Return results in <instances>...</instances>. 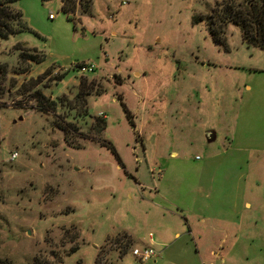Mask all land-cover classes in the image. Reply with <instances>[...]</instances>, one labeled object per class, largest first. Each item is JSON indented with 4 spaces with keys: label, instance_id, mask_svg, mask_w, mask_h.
<instances>
[{
    "label": "rangeland",
    "instance_id": "obj_1",
    "mask_svg": "<svg viewBox=\"0 0 264 264\" xmlns=\"http://www.w3.org/2000/svg\"><path fill=\"white\" fill-rule=\"evenodd\" d=\"M74 1L70 22L61 0H20L40 38L0 42V264H264V51L195 24L223 0ZM81 76L102 91L83 118ZM97 117L115 153L89 140ZM139 242L158 256L135 261Z\"/></svg>",
    "mask_w": 264,
    "mask_h": 264
},
{
    "label": "trees",
    "instance_id": "obj_2",
    "mask_svg": "<svg viewBox=\"0 0 264 264\" xmlns=\"http://www.w3.org/2000/svg\"><path fill=\"white\" fill-rule=\"evenodd\" d=\"M20 0H0V42L6 41L11 37H15L22 33H32L35 36H38L34 33L26 24L22 12L16 8ZM45 1V0H42ZM62 3V12L68 17L67 19L70 22H74V12L76 10V3L74 0H61ZM83 12L89 13L90 4L88 1L80 3ZM205 22L209 30V34L213 40V43L217 47L225 46V29L226 26L231 24L238 27L242 33V40L248 46V48H256L261 51H264V0H223L220 4L216 6L212 12L206 17H196L194 22L198 24L200 22ZM18 28V29H16ZM39 37V36H38ZM40 38V37H39ZM22 60L34 63L36 65L41 64L45 61L43 55L38 57L36 55H26L22 53L20 55ZM88 69L87 65H77L75 69ZM89 72V71H86ZM91 72H94L92 69ZM85 73V72H84ZM6 74L4 67L0 66V100L5 94V83H6ZM66 73L61 75L60 81L64 80ZM79 89H83L84 95L79 93L75 98V103L73 106H70L73 110L78 109V116L80 118L89 117L86 109L87 97L91 95L93 88L96 87V95L101 96L102 91L98 90V84L95 85V81H89L87 77L81 76L78 80ZM49 102L48 110L52 109L55 112V109L58 105L62 104V100L57 99L56 102L49 101L44 99V97L37 93L36 103L38 110L40 112H46L45 103ZM71 104V103H70ZM122 109L126 112L128 119L130 120L129 113L126 109V106L121 103ZM68 127L77 130L76 124L66 123V126L60 128L65 133H68ZM106 130V120L103 117H97L96 124L91 126L90 133H94V136L90 137L89 140L93 143H98L103 147L110 148L114 153L112 145L104 139V132ZM88 136V135H86ZM88 139V138H86ZM128 242L127 244H132L131 238L125 234L124 235ZM126 248L128 251V248ZM34 264H52L45 261L37 259Z\"/></svg>",
    "mask_w": 264,
    "mask_h": 264
},
{
    "label": "built area",
    "instance_id": "obj_3",
    "mask_svg": "<svg viewBox=\"0 0 264 264\" xmlns=\"http://www.w3.org/2000/svg\"><path fill=\"white\" fill-rule=\"evenodd\" d=\"M50 19L53 18L52 15L49 16ZM94 68V66H89L88 69H82L81 72L84 73L86 71H92V69ZM16 153H14L11 157L12 160H14L16 158ZM151 238V235H150ZM128 255H130L135 261L139 262V263H146L150 260H152L153 258L158 256V253L155 252V250L153 249L152 245L149 246H143V247H133L129 250Z\"/></svg>",
    "mask_w": 264,
    "mask_h": 264
},
{
    "label": "crops",
    "instance_id": "obj_4",
    "mask_svg": "<svg viewBox=\"0 0 264 264\" xmlns=\"http://www.w3.org/2000/svg\"><path fill=\"white\" fill-rule=\"evenodd\" d=\"M246 88H248V87H246ZM156 206V208L158 207V208H161L160 206H159V204L158 205H155ZM162 210L164 211V212H166L167 214H171V213H173V211L170 209V208H164V207H162ZM183 221H184V226H185V228H186V231L189 233L190 232V223H189V221L187 220V219H185V217H183ZM183 229V228H182ZM178 235V234H177ZM177 235H174V237L175 236H177ZM152 237V236H151ZM150 241L152 242V238L150 239ZM140 243V242H139ZM141 245L140 246H137V247H143V246H145V244L143 243V242H141L140 243Z\"/></svg>",
    "mask_w": 264,
    "mask_h": 264
}]
</instances>
